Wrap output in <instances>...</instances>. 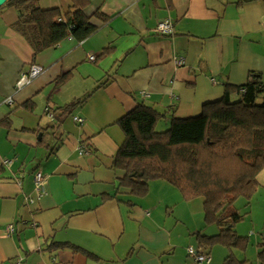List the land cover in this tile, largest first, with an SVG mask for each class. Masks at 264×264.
Wrapping results in <instances>:
<instances>
[{"label":"crops","instance_id":"crops-1","mask_svg":"<svg viewBox=\"0 0 264 264\" xmlns=\"http://www.w3.org/2000/svg\"><path fill=\"white\" fill-rule=\"evenodd\" d=\"M71 4L39 1L62 11ZM96 11L108 21L92 17L93 35L69 36L34 57L12 29L16 11L0 8V264H198L187 248H201L197 233H218L204 222V199L185 201L163 180L151 181L144 197L118 187L123 173L112 160L124 135L117 121L141 104L162 114L157 126L167 129L172 118L197 116L222 98L226 84L244 85L251 72L264 83V0H89L85 14ZM165 20L169 35L156 29ZM31 66L42 72L17 87ZM39 169L45 194L30 203ZM256 182L237 209L247 210L246 226L234 227L256 256L232 251L251 264H260L264 245V166ZM201 250L207 264H224L229 254L220 245Z\"/></svg>","mask_w":264,"mask_h":264},{"label":"trees","instance_id":"trees-1","mask_svg":"<svg viewBox=\"0 0 264 264\" xmlns=\"http://www.w3.org/2000/svg\"><path fill=\"white\" fill-rule=\"evenodd\" d=\"M39 1L8 0L3 5L16 11L12 29L29 45L34 57L69 36L81 41L93 35L98 28L90 23L92 17L108 21L98 11L92 16L85 14L89 0H70L66 11L42 9ZM68 76L58 77L56 85ZM233 97L239 99L233 101ZM163 118L139 104L117 121L124 135L112 160V168L123 173L118 187L144 197L151 181L163 180L185 201L203 198L204 222L215 225L218 233H197L198 245L202 249L225 247L229 254L224 264H251L238 261L232 252H244L249 245L248 238L234 229L243 219L234 203L252 198L257 174L264 166V83L260 76L251 72L242 86L226 84L222 98L206 104L201 114L172 118L168 128L159 132L156 127ZM58 245L63 244L53 247ZM257 258L264 264V245Z\"/></svg>","mask_w":264,"mask_h":264},{"label":"built area","instance_id":"built-area-1","mask_svg":"<svg viewBox=\"0 0 264 264\" xmlns=\"http://www.w3.org/2000/svg\"><path fill=\"white\" fill-rule=\"evenodd\" d=\"M157 32L162 35H169L172 33V24L171 22L165 20L161 21L157 24ZM89 60H95V56L90 55ZM173 63L175 66L179 67L183 65V59L181 57H177L173 59ZM42 72V68L38 66H31L28 72L21 73L20 77L17 81V87H22L28 83H30L36 76H38ZM73 120L78 124H82L83 120L79 117H74ZM84 148L79 149V154L84 153ZM32 183H33V196L29 199L30 203L38 201L43 194H45V187L47 184V175L43 173L40 169L36 170L32 175ZM8 232H12V227L8 228ZM187 254H189L196 263H209L210 257L201 249H194L192 247L187 248ZM17 264V263H10Z\"/></svg>","mask_w":264,"mask_h":264},{"label":"rangeland","instance_id":"rangeland-1","mask_svg":"<svg viewBox=\"0 0 264 264\" xmlns=\"http://www.w3.org/2000/svg\"><path fill=\"white\" fill-rule=\"evenodd\" d=\"M239 98L238 97H233V101H236V100H238ZM164 129H166L165 128V126L163 125V123H160L158 126H157V128H156V130L157 131H164ZM242 199H237V201L234 203V206H235V208L236 209H239L240 211L242 210L241 209V207H242V204H243V201H241ZM240 201H241V203H240ZM239 211V213H241L243 216H244V214L242 213V212H245V211H247L246 209H245V211H242V212H240ZM241 223V222H240ZM239 223V224H240ZM238 224V225H239ZM243 223H241V225L240 226H246V225H242ZM237 225V224H236ZM248 227V226H247ZM247 227L245 228V229H247ZM237 252V254H239L238 255V257H240L241 259H243V257H244V254H246V257L248 258V259H254L255 258V256H256V251H255V249L253 250L252 249V247H251V244L249 243V245H248V249H247V251H246V253H240V252H238V251H236ZM241 254H242V256H241ZM246 257H244V258H246ZM239 258V259H240Z\"/></svg>","mask_w":264,"mask_h":264},{"label":"water","instance_id":"water-1","mask_svg":"<svg viewBox=\"0 0 264 264\" xmlns=\"http://www.w3.org/2000/svg\"><path fill=\"white\" fill-rule=\"evenodd\" d=\"M8 0H0V7L3 6Z\"/></svg>","mask_w":264,"mask_h":264}]
</instances>
